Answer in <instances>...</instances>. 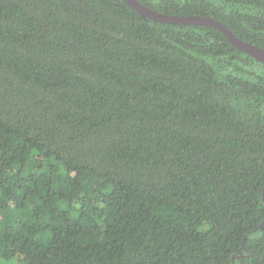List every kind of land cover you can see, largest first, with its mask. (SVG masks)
<instances>
[{
	"label": "trees",
	"instance_id": "1",
	"mask_svg": "<svg viewBox=\"0 0 264 264\" xmlns=\"http://www.w3.org/2000/svg\"><path fill=\"white\" fill-rule=\"evenodd\" d=\"M264 50V0H137ZM0 264H264V64L124 0H0Z\"/></svg>",
	"mask_w": 264,
	"mask_h": 264
},
{
	"label": "water",
	"instance_id": "2",
	"mask_svg": "<svg viewBox=\"0 0 264 264\" xmlns=\"http://www.w3.org/2000/svg\"><path fill=\"white\" fill-rule=\"evenodd\" d=\"M124 1L130 6L132 10H134L142 18L149 19L157 23L168 24V25H185V26L193 25V26H203V27L212 28L223 34L236 49L254 58L260 63L264 64V50L241 41L224 25L220 24L219 22L215 21L212 18L199 17V16H189V17L168 16L143 6L137 0H124Z\"/></svg>",
	"mask_w": 264,
	"mask_h": 264
}]
</instances>
